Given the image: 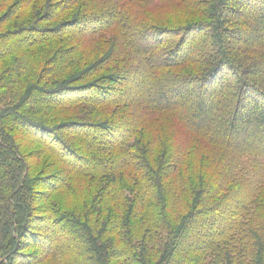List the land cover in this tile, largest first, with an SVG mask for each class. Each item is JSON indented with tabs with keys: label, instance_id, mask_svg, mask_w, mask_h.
Wrapping results in <instances>:
<instances>
[{
	"label": "trees",
	"instance_id": "16d2710c",
	"mask_svg": "<svg viewBox=\"0 0 264 264\" xmlns=\"http://www.w3.org/2000/svg\"><path fill=\"white\" fill-rule=\"evenodd\" d=\"M240 2L0 0V264H264V0Z\"/></svg>",
	"mask_w": 264,
	"mask_h": 264
},
{
	"label": "rangeland",
	"instance_id": "374dc122",
	"mask_svg": "<svg viewBox=\"0 0 264 264\" xmlns=\"http://www.w3.org/2000/svg\"><path fill=\"white\" fill-rule=\"evenodd\" d=\"M228 1L230 2V3H228V5L231 6L230 9L234 8L235 11L237 9V12L239 14H244V13H248V14L250 13L251 14V13H253V12L256 11V9H254V8H250L249 6L240 4L241 3L240 0H228ZM237 2H239V3H237ZM235 3L239 4L241 7H239V5H237ZM253 33L254 32H252V31L250 33L245 32V31H241V32L237 33L235 35V37H246V36H249V35L252 36ZM11 40L12 39H8L7 41H5V43H3V45L4 46L8 45L11 42ZM1 49L2 48L0 46V50ZM131 79L132 78H130L129 80H131ZM125 88H126L125 86H124V88L122 87V90L124 91ZM196 89H198L197 86H195V90ZM206 99H207V97H206ZM150 119H151L152 122H155L157 120H165V121H167L169 123V125H174V126L179 125V124H182L180 115L177 113V111H163V112L162 111H152V113L150 114ZM47 142H49V140H47ZM49 144L51 146H53L50 142H49ZM34 148H35V146L29 147L28 148V151L33 150ZM53 148H55V147L53 146ZM42 168H43V166H42ZM201 223H202L201 219H198V220L195 221V223L193 224V226L194 227L203 228V225Z\"/></svg>",
	"mask_w": 264,
	"mask_h": 264
}]
</instances>
